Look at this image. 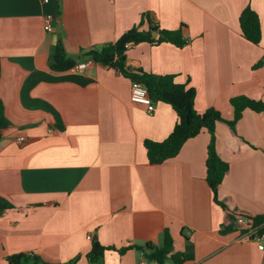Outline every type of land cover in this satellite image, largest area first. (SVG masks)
Masks as SVG:
<instances>
[{
	"label": "crops",
	"instance_id": "0c3cea01",
	"mask_svg": "<svg viewBox=\"0 0 264 264\" xmlns=\"http://www.w3.org/2000/svg\"><path fill=\"white\" fill-rule=\"evenodd\" d=\"M247 6L259 18L257 44L240 31ZM146 16L161 29L181 27L186 42L130 44L127 68L174 75L195 89L198 113L213 107L225 120L233 96L264 102V0H0V100L9 121L0 197L13 206L0 214V264L21 252L87 264L92 239L113 247L99 264H137L145 252L135 246H161L165 229L174 252L192 256L183 264H264L232 217L264 216V111L244 110L235 130L215 125L216 151L229 165L217 190L223 208L205 179L206 130L149 164L144 141L165 139L176 122L168 103L154 101L153 113L132 103L131 79L108 65L50 67L58 41L78 63L134 26L147 29Z\"/></svg>",
	"mask_w": 264,
	"mask_h": 264
},
{
	"label": "trees",
	"instance_id": "16d2710c",
	"mask_svg": "<svg viewBox=\"0 0 264 264\" xmlns=\"http://www.w3.org/2000/svg\"><path fill=\"white\" fill-rule=\"evenodd\" d=\"M143 21V19H142ZM148 18L146 16V22ZM149 23V21H148ZM147 29L134 26L122 33L113 43L102 46L100 49H90L86 52L87 58L110 67L118 69L122 74L140 81L145 85L150 97L154 101L168 103L176 113V122L169 135L161 140L154 141L146 139L144 147L149 164H160L176 156L186 140L198 135L203 130L210 134L206 153V175L205 179L212 192L214 201L225 208L217 196L218 186L228 171V163L220 158L215 147V125L218 121L225 122L232 130L241 118L244 110L264 111V102L253 99L246 95H237L230 98V105L233 109V118L225 120L221 112L213 107L207 108L204 112L198 113L194 109L195 89L184 84L175 82L174 75H155L147 72L130 70L126 66V44H138L150 42L153 44L169 42L176 46H183L186 42L182 28L161 29L155 24H148ZM239 27L242 36L252 43H259L261 38L260 24L257 13L249 6L243 9L239 15ZM157 32L156 37L151 36V31ZM76 62L67 57L61 41H58L54 53L50 57V67L54 70H66ZM259 65V64H258ZM9 126V121L3 113V105L0 100V137L2 130ZM13 207L5 198L0 197V214ZM242 214V213H240ZM246 214V213H243ZM235 215V214H234ZM232 214V217L235 216ZM251 216L249 214H246ZM256 222L264 219V216L253 218ZM145 252L144 256L162 263L165 259L171 258L175 264H183L192 261V256L181 252H174L173 240L168 229L163 232V243L161 246H154L147 243L145 247L135 246ZM113 247L104 246L98 240L92 239L90 251L86 254L87 264H99L102 262L104 251ZM128 247L120 248L124 252ZM7 264H49L40 257L28 253H15L6 257ZM75 257L62 264H77Z\"/></svg>",
	"mask_w": 264,
	"mask_h": 264
},
{
	"label": "built area",
	"instance_id": "2783aa9c",
	"mask_svg": "<svg viewBox=\"0 0 264 264\" xmlns=\"http://www.w3.org/2000/svg\"><path fill=\"white\" fill-rule=\"evenodd\" d=\"M43 2H48V0H42ZM53 16L51 14H45L43 16L42 25L46 32L52 30ZM127 47L130 43L126 44ZM94 61L91 58L85 59L78 62L68 68L70 72H78L92 65ZM130 101L132 103L143 104L148 113H153L155 111L154 100L150 97L147 88L143 83L138 80L131 79L130 84ZM19 144L24 140L23 136H18L17 139ZM254 216H248L246 214H237L235 217V222L239 229V239H247L255 243L256 248L262 253L264 258V219L256 222ZM89 239L92 238L91 234H88ZM137 264H150L149 260L145 257H141Z\"/></svg>",
	"mask_w": 264,
	"mask_h": 264
},
{
	"label": "water",
	"instance_id": "95a60500",
	"mask_svg": "<svg viewBox=\"0 0 264 264\" xmlns=\"http://www.w3.org/2000/svg\"><path fill=\"white\" fill-rule=\"evenodd\" d=\"M151 34H152V36H156V31L153 30V31L151 32Z\"/></svg>",
	"mask_w": 264,
	"mask_h": 264
}]
</instances>
